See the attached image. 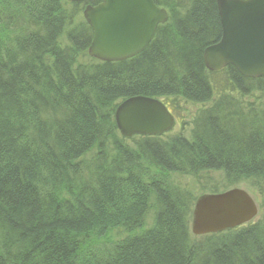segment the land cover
Returning a JSON list of instances; mask_svg holds the SVG:
<instances>
[{"label": "trees", "instance_id": "obj_1", "mask_svg": "<svg viewBox=\"0 0 264 264\" xmlns=\"http://www.w3.org/2000/svg\"><path fill=\"white\" fill-rule=\"evenodd\" d=\"M99 1L0 0V264H264V212L195 235L197 197L169 179L245 184L264 200V76L207 68L204 49L222 36L217 0H155L169 20L119 61L90 56L93 29L83 14L74 22ZM135 95L175 115L200 104L191 137L129 144L115 110ZM116 229L125 234L109 239Z\"/></svg>", "mask_w": 264, "mask_h": 264}, {"label": "water", "instance_id": "obj_2", "mask_svg": "<svg viewBox=\"0 0 264 264\" xmlns=\"http://www.w3.org/2000/svg\"><path fill=\"white\" fill-rule=\"evenodd\" d=\"M87 1V0H68ZM222 23L219 41L204 49L208 69L234 65L243 75H264V0H217ZM84 18L93 29L88 54L102 61L130 58L147 48L169 11L155 0H100L86 4ZM115 120L126 137L160 135L176 118L159 97L135 95L116 107ZM259 206L244 187L200 194L194 203L191 230L195 235L220 232L256 219Z\"/></svg>", "mask_w": 264, "mask_h": 264}, {"label": "rangeland", "instance_id": "obj_3", "mask_svg": "<svg viewBox=\"0 0 264 264\" xmlns=\"http://www.w3.org/2000/svg\"><path fill=\"white\" fill-rule=\"evenodd\" d=\"M83 10L84 9H79V11H77V13L74 16V22H77L81 18V15L83 14ZM84 59L86 60L88 58L83 57V60ZM214 78L222 80L223 74H216V75H214ZM254 95H256V96H254ZM254 95L246 96L245 101H256L257 102L258 101L257 98L260 97L261 95L260 94H258V95L254 94ZM263 101H264V99H260V101H258V103H261ZM199 107H200V104L187 103L185 105V110L182 114L179 112V110L176 111L177 123L174 126V128L171 130L172 133H181L187 137H191V128L193 126L192 116L194 115V113L196 112V110ZM127 142L129 144H132L133 139L131 138V140H130V138H129V139H127ZM213 174L215 175L216 179H218V180L220 179V173L219 172L213 173ZM169 179L173 180V182L178 184L179 186L189 189L192 192V194L195 195L196 197H198L200 194L205 193V192H217V191L223 190L222 186L219 187L220 189L217 191H210L213 189V188H211L210 185L208 186V188H202L201 183H202V181L204 183L206 182L205 178H202L201 179L202 181H201V180H199V177H193L189 174L184 175V174L172 173ZM210 184H214V183H210ZM236 186L246 188L253 195V197L255 198V200L257 201V204L259 206V213H258V216L256 217V219L259 218L264 212L262 205H261L262 202L264 203V200H263L262 196L259 194V191H257L255 188L250 187V186L245 185V184H239ZM230 187H233V186H229L228 188H230ZM124 234H125V232L123 230L116 229V230H113L111 232L109 239L116 240V239L122 237Z\"/></svg>", "mask_w": 264, "mask_h": 264}, {"label": "bare ground", "instance_id": "obj_4", "mask_svg": "<svg viewBox=\"0 0 264 264\" xmlns=\"http://www.w3.org/2000/svg\"><path fill=\"white\" fill-rule=\"evenodd\" d=\"M160 25V24H159ZM223 69V68H222ZM237 69V68H236ZM221 70V69H220ZM238 70V69H237ZM214 71H218V70H214ZM239 71V70H238ZM240 72V71H239ZM241 73V72H240ZM242 74V73H241ZM243 75V74H242ZM246 76V75H244ZM262 76V75H261ZM264 76V75H263ZM246 77H250V76H246ZM260 77V76H259ZM251 78H257V77H251Z\"/></svg>", "mask_w": 264, "mask_h": 264}]
</instances>
